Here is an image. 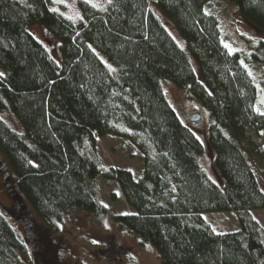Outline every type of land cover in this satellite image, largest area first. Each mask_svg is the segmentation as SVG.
Listing matches in <instances>:
<instances>
[{
  "label": "trees",
  "instance_id": "obj_1",
  "mask_svg": "<svg viewBox=\"0 0 264 264\" xmlns=\"http://www.w3.org/2000/svg\"><path fill=\"white\" fill-rule=\"evenodd\" d=\"M212 1L153 0L184 39L192 65L150 0H78L79 27L50 10V0H0V111L22 128L17 133L0 118L11 198L26 201L52 229L69 213L109 215L96 189L99 179L112 180L131 209L111 215L116 228L151 245L161 264H264V228L250 213L264 209V191L240 141L246 130L264 132V112L255 109V78L241 52L228 47L207 10ZM229 1L264 33V0ZM27 22L58 40V63L26 31ZM256 49L264 52V42ZM161 81L207 110L206 143L220 184L206 175L203 144ZM104 136L128 140L141 155L136 179L102 162L94 138ZM224 211L235 215L238 229L217 232L202 216ZM26 254L0 213V264H18Z\"/></svg>",
  "mask_w": 264,
  "mask_h": 264
},
{
  "label": "rangeland",
  "instance_id": "obj_2",
  "mask_svg": "<svg viewBox=\"0 0 264 264\" xmlns=\"http://www.w3.org/2000/svg\"><path fill=\"white\" fill-rule=\"evenodd\" d=\"M86 1L98 6H104L108 2ZM150 1V10L178 46L187 53L191 64L194 65L185 41L173 22L156 7L153 0ZM77 4L78 0H50L49 9L68 18L74 27H79L81 14ZM207 10L217 16L221 34L228 47L241 52L242 63L255 78L257 87L255 109L264 112V60H262L264 52L256 49L260 41L264 42V33L255 30L245 21L229 0H213ZM24 27L46 49L49 57L58 63L60 60L58 40L36 22H27ZM97 54L109 65L102 54ZM160 84L182 122L201 140L203 153L200 163L206 175L211 181L220 184L212 167L213 153L206 143V131L211 122L207 110L196 101L188 99L183 91L172 84L164 81ZM0 118L11 130L22 133L21 126L11 113L2 110ZM240 141L264 191V132L246 130ZM94 142L95 150L105 165L128 169L135 179L140 175L141 155L128 140L104 136L94 138ZM1 174H5L7 186H11L12 171L0 155V213L26 244L27 254L19 258L18 264H161L151 245L141 243L127 233L119 231L112 221L113 214L131 212L114 181L99 179L97 182V199L109 208V215L99 217L83 211L69 213L54 224V228L48 229L44 222L36 217L26 201L25 206L19 203V198L14 200L11 198L3 185ZM250 213L264 228V209L251 210ZM202 216L217 232L239 228L235 215L228 211Z\"/></svg>",
  "mask_w": 264,
  "mask_h": 264
},
{
  "label": "flooded vegetation",
  "instance_id": "obj_3",
  "mask_svg": "<svg viewBox=\"0 0 264 264\" xmlns=\"http://www.w3.org/2000/svg\"><path fill=\"white\" fill-rule=\"evenodd\" d=\"M2 168H4L3 166H2ZM1 168V169H2ZM1 179H2V182H3V185L5 186V188L7 189V190H9L10 189V186H7V183H6V181H5V174H1ZM24 227V225L22 226V228ZM33 239V238H32ZM37 239H39V238H37ZM36 239V240H37ZM34 240V239H33ZM36 263H39V262H36Z\"/></svg>",
  "mask_w": 264,
  "mask_h": 264
},
{
  "label": "snow or ice",
  "instance_id": "obj_4",
  "mask_svg": "<svg viewBox=\"0 0 264 264\" xmlns=\"http://www.w3.org/2000/svg\"><path fill=\"white\" fill-rule=\"evenodd\" d=\"M93 6H95V5H93ZM55 11V10H54ZM0 75H3V73H0ZM29 163H31V161H29ZM93 243H96V241H93Z\"/></svg>",
  "mask_w": 264,
  "mask_h": 264
}]
</instances>
